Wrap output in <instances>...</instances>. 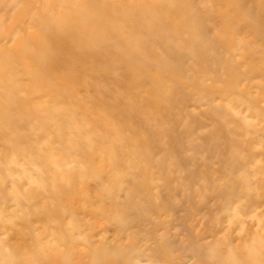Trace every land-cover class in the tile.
<instances>
[{
    "label": "rangeland",
    "instance_id": "obj_1",
    "mask_svg": "<svg viewBox=\"0 0 264 264\" xmlns=\"http://www.w3.org/2000/svg\"><path fill=\"white\" fill-rule=\"evenodd\" d=\"M0 264H264V0H0Z\"/></svg>",
    "mask_w": 264,
    "mask_h": 264
}]
</instances>
